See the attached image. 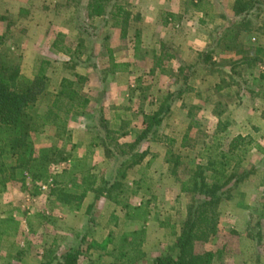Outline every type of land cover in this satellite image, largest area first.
Segmentation results:
<instances>
[{
    "label": "rangeland",
    "instance_id": "obj_1",
    "mask_svg": "<svg viewBox=\"0 0 264 264\" xmlns=\"http://www.w3.org/2000/svg\"><path fill=\"white\" fill-rule=\"evenodd\" d=\"M47 2V7L50 5L51 15H56L62 23H66L67 32L62 34L64 36L61 40L55 39L53 43L55 47L60 48L59 51H52L49 43L46 42L42 46L39 55L36 57L28 56L30 54L27 47L29 44L28 36L22 22L18 23V17L22 15L18 12L17 16L12 14H6L5 16L8 19V29L3 32L6 36V42L1 46L0 60H3L8 66L18 62L21 73L29 78H32L37 72L40 60H45L48 64H43V66L45 75L48 78L46 83L49 94L53 95L59 91L60 81L66 78L74 81L71 87L67 85L66 91L72 88L76 92V96L89 97V99L96 98L100 93L96 90L98 87V83L95 82L97 75L94 76V73L98 70L97 68L90 71L91 77L95 79L87 76L85 79V76H80L81 80H76L75 75L78 74L74 71L81 69L80 56L86 58L90 52L99 49L103 44L102 40L110 38L115 32L114 29L117 34L133 36L138 30L141 20L139 7L141 8L143 5V0H109L106 6L108 11H115L116 6H121L123 12L119 16H111L107 13L105 16L97 17L88 15L87 4L89 0H48ZM139 4L141 5L139 6ZM223 12L224 14H221V16L227 13L226 11ZM226 17L229 16L223 18ZM261 22L259 17L258 19L254 18L251 27L264 31V25L260 26ZM227 23L221 22V24L216 25L215 28H212L211 33H224ZM248 35V38L243 39L242 47H237L242 55H236V49H230V53H222V56L218 58L219 65H216V67H202L198 75L191 76V79H188L187 83H191L194 89L197 90L187 91L182 102L172 101L175 104L174 113L175 110L179 113L177 110L181 108L180 103L184 105V114L186 116L187 112L188 121L190 122L188 127L190 133L185 138L183 147H180L182 143L180 133L186 123L181 121L180 113L173 124L171 118L167 115L156 128V133L149 135V140L151 138L159 140L156 147H160L161 140L163 141V147L164 144H167L166 146L170 149L171 152L167 156L168 165L177 182L187 179L195 169H202L205 175L210 177L211 171L207 161L212 157L216 158L219 152H226L231 141L237 135L245 137L237 139V149L233 152L239 153L242 148H245L246 152L242 155L241 160L235 166L230 162L228 163V173L233 174V178L227 186L226 198L218 203L215 213L216 219L210 222L205 240L203 242L198 241L194 245L196 252L213 251L215 255L212 264H264V122L262 121L264 120V79L254 83L250 82L257 73L258 62L236 65L233 71L235 79L226 77L227 75L223 72L225 71L223 68H226L227 71L230 69L232 62L242 56L251 57L252 48H249V46L252 47V43L256 44L257 41L251 40L250 34ZM31 54L33 53L31 52ZM212 68L216 70H212ZM215 71L221 84L233 81L237 83L239 91L236 90L237 92H235L232 88H226L218 94L214 93L216 92L212 88L214 80L210 76L207 77V74H214L212 72ZM137 77L139 80L136 85H138L139 91H136V96L130 97L129 95L127 101L124 100V104L119 105V109L123 111V114L121 117L119 116L118 125L114 129L107 122L112 113L110 100H107L106 96L103 95L102 98L104 97V99L101 103L95 104V101H92L82 108L73 110L68 115H62V119H65L66 122L65 125L62 123L57 125L47 124L43 126L42 130L32 135V157L38 159L32 169H11L10 166L13 161H4L5 166L0 167V200L7 199V205L11 207L8 210H0V215L12 217L13 214H16L14 212L17 209L18 212L22 213L24 222L28 225V231L23 228L21 220L22 226L19 222L17 225L14 223L8 225L14 227L15 230H18V228L20 230V227H22L21 235L17 234L14 239L8 240L9 253H13L14 250L21 247V249H25V247L29 248L31 244L33 245L29 237L30 226L32 229L33 227L36 228L34 230L36 240L38 239L36 236L43 235V230L48 235L51 228L45 227V223L48 221L47 224L50 226L51 221H54L51 213L53 208L46 207L48 195L51 192L53 195H68L61 185L53 188L51 186L53 180L57 179L62 184L70 178L76 180L80 177V174L74 171L69 174L71 166L66 169V165L69 163L68 160L72 159L73 166V160L76 158V154L72 152L74 144H72L69 137L70 129H68L67 118L69 119L71 115L72 117L85 115L90 119L95 116V123L99 126L97 128V125H95V128L100 133L122 132L129 135V137H123L120 140H116L115 136L110 139L113 140V144L118 151L129 149L132 140L138 132L141 133L144 127L142 123L144 111L149 112L146 115H150L152 107L158 105V100L161 99L160 88H163V92H165L168 85L174 87L176 80H178V77H175L174 74L148 72L138 74ZM179 79L181 80L182 76ZM44 99L38 102L35 108L36 112L42 113L45 110L47 103ZM204 104L208 107H204ZM91 121L93 122V119ZM173 135L175 138H171ZM168 138L173 139V142L165 143ZM247 141L248 143H246ZM143 144L141 145H146ZM139 160L141 158L137 159V162ZM87 163H81L79 168L81 172H85L88 167ZM242 175H244L243 179H241ZM183 192V194H176V192L171 194L176 197L169 204L174 207L176 205L174 201L178 202L179 211L182 208L185 209V206L187 208V214L180 224V229L188 218V210L192 205V193L189 191ZM73 193H78V191L69 194L71 196L69 202L79 205V195ZM11 211L13 212L10 213ZM28 212H32L29 214L30 216H35V221H32V224L29 218L25 219V217H29L26 214ZM177 215L180 216L181 214L177 213ZM3 223L0 219V228ZM82 233V231L70 232L66 239L60 241L59 244H63V247L57 250L58 253L52 249L46 251L42 248L39 251L41 254L40 264L45 262L50 254V259L53 258L51 263L54 264L56 261L54 257H57L60 253L74 249L79 251L77 247H81V245L85 247L88 242L83 240L84 242L81 243ZM2 240V242L5 241V239ZM169 246L171 245H162L158 250L159 255L163 254ZM95 250L99 251V247ZM139 251L142 256L144 254L143 250ZM81 258L78 257V260L80 259L78 263L89 262V264H93L90 257ZM8 263H15V261ZM133 264H139V261Z\"/></svg>",
    "mask_w": 264,
    "mask_h": 264
},
{
    "label": "crops",
    "instance_id": "obj_2",
    "mask_svg": "<svg viewBox=\"0 0 264 264\" xmlns=\"http://www.w3.org/2000/svg\"><path fill=\"white\" fill-rule=\"evenodd\" d=\"M47 1L0 0V34L8 29L6 14L17 16L20 12L22 15L18 17V23L22 22L26 28L29 43L27 47L30 51L28 56L39 55L46 42L49 43L52 51H59L60 48L53 45L54 40H61L64 36L62 34L67 32L66 23H62L56 15H51L50 5L47 7ZM143 2L141 8L139 7L141 20L138 30L133 36L117 34L114 29L115 32L110 38L102 40L103 44L99 49L90 52L86 58L84 57L85 60L82 55L80 56L81 69L74 71L79 76H85L86 79V76L94 78L90 75L92 69L99 70L94 73V76L97 75L95 82L98 83V87L96 90L100 93L96 98L89 99L88 97L87 104L92 101H95V104L101 103L104 99L102 96L105 95L106 99L110 100L109 104L112 107V113L107 120L112 129L118 125L119 116L121 117L123 114L119 105L124 104V100L127 101L129 95L130 97L136 96V91H139V87L136 85L139 80L138 74L148 72L174 74L175 77H178L174 87L168 85L165 92H163V88H160L161 99L158 100V105L152 107L150 114L158 109L165 96L172 95V99L179 103L184 100L187 91L197 90L191 83H187L188 79L198 75L202 67H216L219 65L218 58L222 56L221 54L231 52L227 47L218 44L221 33L214 32L215 35H213L212 28L221 22L227 23L229 20L225 25L227 27L230 22L233 23L240 18L234 17L235 0H143ZM223 11H226L227 15L221 16L224 14ZM225 16L229 17L223 18ZM258 17L262 21L260 26H263L264 11ZM258 17L256 18L258 19ZM248 34H250L251 40L257 41L256 44L252 43V46L264 48L263 30L251 28V31L240 32L239 40L243 42L244 38H248ZM225 40L230 39L225 38ZM220 41L222 43L223 40ZM204 52L208 54L207 61L202 58ZM235 54L239 56L236 52ZM258 64L257 73L250 81L252 83L264 79L260 78V75H264V59L258 61ZM212 70L216 69L212 68ZM223 70H225L223 72L227 75L226 77L232 78L231 67L227 71L226 68ZM212 73L214 74L208 73L207 77L210 76L214 80L212 84V88L216 91L214 93L218 94L226 88H232L235 92L239 91L237 83L228 81L221 84L216 71ZM171 103L168 113L165 114L166 116H162L160 123L168 115L173 124L180 113L181 121L186 123L180 133L182 142L180 147H183L185 138L190 133V128H188L190 122L187 112L186 116L184 114V105L180 103L181 108L177 110L179 113L176 110L174 113L175 104ZM204 107L208 106L204 104ZM147 113L149 112L144 111V116ZM91 119L85 115L74 117L71 115L69 119L67 118L68 129H70L69 137L74 144L72 152L76 154V158L73 160V166L72 159L68 160L66 169L71 166L69 174L74 171L79 173L80 177L76 180L70 178L62 184L54 178L55 180L51 184L53 188L61 185L68 195L76 190L78 193L73 194L80 195L81 192H84L79 205L69 202L71 201L70 195H53L51 192L48 195L46 207L53 208L51 213L54 221H51L50 226L47 224L48 221L45 223V227L51 228L48 235L43 230V235L36 236L38 237L36 240L34 236L36 228L32 229L30 226L29 237L33 245L31 244V247H25V249H21V247L14 250L13 253H9L8 240L14 239L17 234L21 235L22 227L20 230L19 228L15 230L14 227L8 225L13 223L17 225L19 222L22 226L23 222L25 231H28V225L24 222L22 213L17 209L14 212L16 214H13L12 217L0 215V219L4 222L0 228V264L13 261L17 264H40L41 254L39 251L42 248L46 251L61 249L63 244H59L60 241L66 239L72 231L83 232L80 241L82 243L85 240L88 244L85 247L83 245L77 247L80 252L79 257L82 259L81 257L88 256L93 260V264L114 262L120 246H123V250H131L133 247L128 243L135 237L134 234L130 237L129 233H137L138 238L136 237L135 243L138 245L134 249L144 252L137 260L139 264H153V260L160 254L158 250L162 245L174 244L180 232V224L186 217L187 208L185 206V209L182 208L179 211V203L175 201L174 207L169 205L176 197L171 194L174 192L176 194L184 193L181 190V181L184 179L180 182L175 181V176L169 169L167 156L171 151L166 146L167 144H164L163 147V141L160 140V147H156L159 140L157 138L149 140L148 136L136 147L118 151L113 140L110 139L115 136L116 140H120L123 137H129V135L122 132L100 133L95 128L97 125L95 116ZM262 121L264 122V120ZM138 134L140 133L138 132ZM171 138H175V136L173 135ZM169 142H173V139L168 138L165 143ZM143 143L146 145L142 146ZM134 154L138 159L141 158L139 162L131 163L124 159ZM122 159L123 162L124 160L127 162L123 164ZM82 162H88L84 173L79 169ZM122 164L125 176L119 177L117 172ZM6 200H0V210H8L11 207L7 205ZM31 213H26L29 217H25V219L29 218L32 224V221H35V216H30ZM177 213L181 215L179 216ZM125 234H127L126 239L122 240L121 238ZM45 235L47 236L45 237ZM2 239L5 241L2 242ZM97 247H99V251L95 250ZM84 264H89V262H84Z\"/></svg>",
    "mask_w": 264,
    "mask_h": 264
},
{
    "label": "trees",
    "instance_id": "obj_3",
    "mask_svg": "<svg viewBox=\"0 0 264 264\" xmlns=\"http://www.w3.org/2000/svg\"><path fill=\"white\" fill-rule=\"evenodd\" d=\"M235 1L234 17L240 18L233 23L230 22L224 33H221L218 44L228 49H236L235 52L241 54L239 48L242 47V42L238 38L239 34L251 31L252 19L264 11V0ZM108 2L109 0H89L88 15L97 17L109 13L111 16H119L123 12L121 6H116L115 11H108L106 9ZM225 38L230 40L226 41ZM220 40H223L222 43ZM5 42L6 36L2 33L0 34V50ZM249 48H252L251 57L242 56L232 62L231 77L233 79H235L233 71L236 65L251 64L264 59V48L258 46H249ZM202 58L207 61L208 54L204 52ZM43 64L48 63L45 60H40L37 72L32 78H29L21 73L18 62L8 66L3 60H0V167L2 168L5 166V160H12L11 169H32L38 161L32 157V135L42 130L43 126L47 124L62 123L65 125L66 122L65 119H62V115H68L73 109L82 108L88 102L87 98L76 96L74 89L65 90L67 85L71 87L74 83L66 78L60 81L59 91L53 95L49 94L46 83L48 78L45 75ZM75 77L76 80H81L79 75H75ZM260 78H264V75H260ZM43 98L47 104L45 110L38 113L35 108ZM172 100V95L165 96L156 111L144 116V127L129 149L136 147L151 133H156V128L160 125L162 116L168 113ZM243 138L245 137L237 135L231 141L226 152H219L216 158L212 157L207 161L211 171L210 177L205 175L202 169H195L187 179L181 181V190L192 193V205L188 210V218L181 226L175 243L169 246L163 254L157 256L153 260V264H212L215 255L213 251L196 252L194 245L198 241L205 240L210 222L216 219V207L223 198H226L227 186L233 178V174L228 173V163L237 165L246 152V149L242 148L239 153H233L237 149V139ZM207 149L209 148L207 147ZM124 159L135 163L138 158L134 154ZM125 162L127 161L124 160L123 164ZM123 164L117 172L119 177L125 176ZM243 176L242 178L238 177L243 179ZM83 195L84 192H81L79 200ZM133 234L135 238L128 243L133 248L128 251L123 250V246H120L115 261L110 264H133L138 260L141 253L138 249H134L138 244L135 243L137 233H129L130 237ZM126 236L127 234L123 235L121 239L125 240ZM79 255L80 252L77 249L64 251L54 257L56 260L54 264H79ZM50 257L46 258L42 264H52L53 258L50 259Z\"/></svg>",
    "mask_w": 264,
    "mask_h": 264
}]
</instances>
